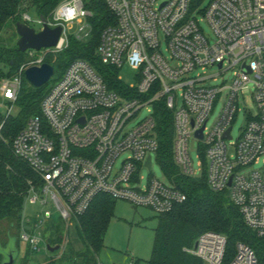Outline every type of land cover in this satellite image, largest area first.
Segmentation results:
<instances>
[{
  "label": "built area",
  "instance_id": "1",
  "mask_svg": "<svg viewBox=\"0 0 264 264\" xmlns=\"http://www.w3.org/2000/svg\"><path fill=\"white\" fill-rule=\"evenodd\" d=\"M192 1L105 0L116 24L103 31L97 56L105 65L130 67L138 82L119 94L87 62L76 60L47 91L41 114L32 116L13 139L14 155L40 180L30 186L27 201L41 206L42 223L55 212L66 223L76 221L100 194L159 215L186 202L184 192L154 177L142 186L140 171L149 168V158L152 168L153 155L159 151L154 113L163 103L173 114V157L182 174L194 177L190 141L195 138L209 188L226 193L246 226L264 240V0H212L200 12L201 20L193 15ZM88 2L78 0L77 6L83 11L81 23L85 20L91 28ZM57 8L47 23L63 27L64 33L65 26L54 19ZM30 20L23 15V22L30 25ZM39 24L42 30L40 19ZM58 52L28 51V64L1 82V97L12 105L5 107L7 114L14 108L25 71ZM212 69L221 76L232 72V80L217 84L216 76L206 77ZM210 80L216 84L210 85ZM248 90L252 93L247 102L255 113L247 107ZM220 101L219 116L209 126ZM144 109L150 114L130 127ZM242 112L247 113L246 124L232 144L233 124ZM125 153L128 157L116 169ZM36 228L19 233L20 243L32 252L46 244L42 230ZM227 245L226 236L205 232L184 251L205 264H225ZM129 264L137 263L132 257ZM227 264H259V260L248 245L237 243Z\"/></svg>",
  "mask_w": 264,
  "mask_h": 264
},
{
  "label": "trees",
  "instance_id": "2",
  "mask_svg": "<svg viewBox=\"0 0 264 264\" xmlns=\"http://www.w3.org/2000/svg\"><path fill=\"white\" fill-rule=\"evenodd\" d=\"M200 1H192V11ZM60 3L61 0H0V34L9 26L16 27L18 22H23V15L31 9L39 17L44 16L48 20ZM87 8L93 14L89 18L91 36L83 44L70 37L67 57L71 61L61 69L63 73L55 82L63 76L72 62L83 60L102 76L110 90L126 94L127 86L118 77L119 69L103 64L96 53L103 31L116 24V17L105 0H90ZM48 57L45 62L51 64ZM28 62L26 53L0 46V64L8 68L7 72L0 68V84L5 79L17 76L20 68ZM24 79L23 74L21 90L16 100L18 115H5L0 112V222L9 220L15 225H20L30 182L37 186L40 180L25 161L14 155L13 139L32 116L41 114V101L51 87H48V83L42 88L25 86ZM154 115L159 140L157 160L167 174L169 183L184 192L187 200L177 205L171 213L160 215L155 229L152 255L147 264H205L198 257L184 251L185 248L193 247L197 238L205 232L226 236L228 245L225 264L233 258L237 243L248 245L256 253L259 264H264V240L246 226L240 210L226 193H215L209 188L206 166L203 178L197 179L183 175L175 163L172 112L163 103H159L155 107ZM115 202L111 196L100 194L94 198L89 209L77 218L76 226L87 248L81 255L83 264H98V257L105 248L106 232L114 218ZM60 231L59 227L57 234ZM16 237V241L20 242L19 233ZM3 260L0 253V264Z\"/></svg>",
  "mask_w": 264,
  "mask_h": 264
},
{
  "label": "rangeland",
  "instance_id": "3",
  "mask_svg": "<svg viewBox=\"0 0 264 264\" xmlns=\"http://www.w3.org/2000/svg\"><path fill=\"white\" fill-rule=\"evenodd\" d=\"M211 1L212 0H201L199 4L194 8L193 15L201 20L202 16L200 12L203 11ZM26 14L31 19V27L35 28L37 31H40V17L37 12L31 9ZM82 24L88 26L85 20L82 22ZM202 26L206 31H208L205 24H202ZM73 31L74 29L68 28L69 41L71 40L70 37H73L77 43L83 44L87 42L91 36L90 27L85 28V31L87 32V41H80L75 38L76 36L72 34ZM18 41L19 36L14 25L9 26L0 34V46L2 48L15 50L18 48ZM68 49L69 46L58 53L49 54L50 63L55 69V75L47 84L48 87L52 86L54 82L59 78V76L63 73L61 69H63L68 63H70L71 60L67 57ZM36 55L38 57L41 56L40 53H37ZM26 57L28 58V60H30L29 53H26ZM0 68L5 72L8 71V68L3 64H0ZM213 76H216L217 84L221 85L223 83L230 82L232 80L233 73L229 72L221 76L218 74V71L213 69L206 72V77ZM118 77L121 79L122 83L127 86H134L138 82L137 72L132 70L128 66H124L123 68L119 69ZM23 82L25 86L33 87L27 81L26 77ZM208 83L210 85L216 84L214 80H210ZM251 93V90L245 92L246 102L250 98ZM242 102L244 103V101ZM248 102L247 107L251 109L252 113H255V107L250 105ZM7 105H9L8 102L4 101L1 97L0 112L2 114L7 115V109L5 108ZM11 106L12 105L10 104L9 107ZM17 106L18 105L16 102L14 104L13 110L11 111V115H18L19 109ZM221 107L222 101L217 104L211 116L209 126H212L218 118ZM149 114V109L142 110L137 118L130 124V127L145 119ZM246 115L247 113H240L236 122L233 124V140L231 141L232 144L237 142L242 135L247 120ZM200 147L201 145L199 141H197L195 138L190 141V155L195 171L194 178L197 179H202L204 174L203 168L200 166V163L204 162V158L200 154ZM127 157L128 155L126 153L123 154L116 161L115 168L119 169L122 166L123 161ZM140 176L142 177V186H146L149 182V179L152 177L166 184H169L168 176L157 160V154L153 155L152 168H142L140 171ZM31 185L32 182H30V186ZM34 185L36 186V184ZM41 213L42 208L40 205L30 204L26 200L23 207L20 225H15L9 220L1 221L0 252L4 255H8L9 252H13L15 256V264H83L80 259L81 255L87 251V248L77 229L76 221L72 220L70 223H66L62 221L59 214L55 212L53 214V218L50 221L42 223ZM159 218L160 215L150 209L135 207L126 201L116 200L114 218L106 232L105 248L100 253L98 260L102 264H129L133 257L137 264H147L152 255L155 229L158 226ZM33 227H37L36 229L42 230L40 234L42 235L48 246L53 249L59 247V249L51 253L49 252L46 244L43 243L40 246L41 250L39 252H32L27 248V246L16 241V235H18V233H20L22 229ZM59 227L61 228V231L57 234L56 231ZM9 233H11V235L8 236ZM52 233H54L55 236H52Z\"/></svg>",
  "mask_w": 264,
  "mask_h": 264
},
{
  "label": "water",
  "instance_id": "4",
  "mask_svg": "<svg viewBox=\"0 0 264 264\" xmlns=\"http://www.w3.org/2000/svg\"><path fill=\"white\" fill-rule=\"evenodd\" d=\"M40 22L42 24V30L40 31H37L26 22H18L16 24V31L19 36L17 52L24 54L30 50L40 52L44 49L56 48L58 39L63 34V27L59 26L51 28L44 16H40ZM54 75L55 69L49 63H44L41 66H31L25 71L27 81L34 88L44 87ZM202 132L203 131H200L198 133L200 138H202ZM227 137L230 138V132L227 133ZM147 166L149 168L151 166L150 158L148 159ZM58 249L59 247L53 249L48 246V250L51 253ZM2 255L4 257L2 264H15V256L13 252H9L8 255Z\"/></svg>",
  "mask_w": 264,
  "mask_h": 264
},
{
  "label": "clouds",
  "instance_id": "5",
  "mask_svg": "<svg viewBox=\"0 0 264 264\" xmlns=\"http://www.w3.org/2000/svg\"><path fill=\"white\" fill-rule=\"evenodd\" d=\"M77 5L78 0H61V3L58 5L54 14L56 24H62L65 26V31L59 37L56 45L57 51H61L70 45L68 28L74 29L72 34L78 39H87V32L85 31V28L90 26H86L81 23L83 11L80 10ZM53 26H55V24Z\"/></svg>",
  "mask_w": 264,
  "mask_h": 264
}]
</instances>
